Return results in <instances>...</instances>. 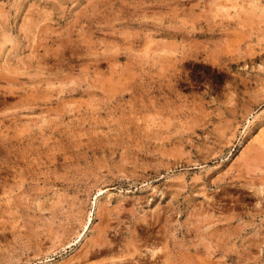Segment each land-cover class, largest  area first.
<instances>
[{
    "label": "rangeland",
    "instance_id": "rangeland-1",
    "mask_svg": "<svg viewBox=\"0 0 264 264\" xmlns=\"http://www.w3.org/2000/svg\"><path fill=\"white\" fill-rule=\"evenodd\" d=\"M136 262L264 264V0H0V264Z\"/></svg>",
    "mask_w": 264,
    "mask_h": 264
},
{
    "label": "bare ground",
    "instance_id": "bare-ground-1",
    "mask_svg": "<svg viewBox=\"0 0 264 264\" xmlns=\"http://www.w3.org/2000/svg\"><path fill=\"white\" fill-rule=\"evenodd\" d=\"M44 16H45V15H44ZM31 23H32V22H31ZM161 232H162V231H161ZM164 233H165V232H164ZM148 234H149V233H148ZM165 234H166V233H165ZM143 235H144V234H143ZM83 236H84V234H83ZM168 236H169V235H168ZM171 238H172V237H171ZM80 239H81V238H80ZM146 239H147V238H146ZM161 239H163V237H161ZM165 239H166V238H165ZM94 241H95V240H94ZM94 241H92V242H94ZM99 241H100V240H99ZM104 241H105V240H104ZM149 242H150V241H149ZM95 243H96V242H95ZM99 243H100V242H99ZM106 243H108V242H106ZM135 243H136V242H135ZM97 244H98V242H97ZM102 244L104 245L103 242H102ZM114 245H115V244H114ZM136 245H137V244H136ZM99 246H100V245H99ZM101 246H102V245H101ZM101 246H100V247H101ZM104 246H105V245H104ZM104 246H103V247H104ZM109 246H110V245H109ZM109 246H108V247H109ZM124 246H125V245H124ZM131 246H132V245H131ZM139 246H140V245H139ZM145 246H146V245H145ZM88 247H89V246H88ZM111 247H112V246H111ZM135 247H136V246H135ZM91 248H92V247H91ZM122 248H123V247H122ZM128 248H129V247H128ZM89 249H90V247H89ZM107 249H108V248H107ZM109 249H110V248H109ZM113 249H114V247H113ZM118 249H119V248H118ZM145 249H146V248H145ZM115 250H116V249H115ZM151 250H152V249H151ZM156 250H157V249H156ZM87 251H90V250H87ZM133 251H134V250H133ZM135 251H136V250H135ZM138 251H139V250H138ZM140 251H141V250H140ZM199 251H200V250H199ZM100 252H101V251H100ZM105 252H106V251H105ZM155 252H156V251H155ZM83 253H84V252H83ZM83 253H82V254H83ZM97 253H98V252H97ZM134 254H135V253H134ZM149 254H150V253H149ZM176 255H177V253H176ZM82 256H84V254H83ZM82 256H81V257H82ZM90 256H93V255H90ZM144 256H145V255H144ZM154 256H155V255H154ZM161 256H162V255H161ZM77 257H79V255H78ZM81 257H80V259H81ZM158 257H159V256H158ZM158 257H157V258H158ZM176 257H177V256H176ZM194 257H195V256H194ZM86 258H87V257H86ZM94 258H95V257H94ZM157 258H156V259H157ZM76 259H77V258H76ZM78 259H79V258H78ZM165 259H166V258H165ZM199 259H200V257H199ZM199 259H198V260H199ZM196 260H197V259H196ZM77 261H78V260H77ZM140 262H141V261H140ZM129 263H130V261H129ZM137 263H138V262H136V264H137ZM149 263H150V262H149ZM151 263H152V261H151ZM163 263H164V262H163ZM184 263H185V262H184ZM142 264H144V263H142ZM190 264H191V263H190Z\"/></svg>",
    "mask_w": 264,
    "mask_h": 264
}]
</instances>
